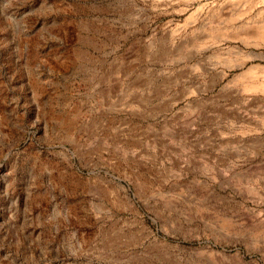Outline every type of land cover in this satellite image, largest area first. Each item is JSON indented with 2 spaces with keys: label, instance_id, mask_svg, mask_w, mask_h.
<instances>
[{
  "label": "rangeland",
  "instance_id": "rangeland-1",
  "mask_svg": "<svg viewBox=\"0 0 264 264\" xmlns=\"http://www.w3.org/2000/svg\"><path fill=\"white\" fill-rule=\"evenodd\" d=\"M249 1L0 0V264H264Z\"/></svg>",
  "mask_w": 264,
  "mask_h": 264
},
{
  "label": "bare ground",
  "instance_id": "bare-ground-1",
  "mask_svg": "<svg viewBox=\"0 0 264 264\" xmlns=\"http://www.w3.org/2000/svg\"><path fill=\"white\" fill-rule=\"evenodd\" d=\"M253 1V4H259V3H263L264 1L263 0H252ZM251 2V0L249 1ZM244 6V5H243ZM257 38L260 39V40H264V25L262 27H259L258 28V31H257Z\"/></svg>",
  "mask_w": 264,
  "mask_h": 264
}]
</instances>
